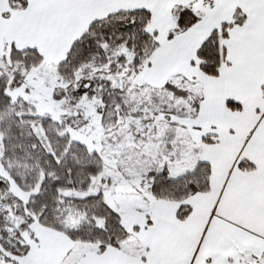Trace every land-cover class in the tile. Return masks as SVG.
<instances>
[{
	"label": "snow or ice",
	"instance_id": "obj_1",
	"mask_svg": "<svg viewBox=\"0 0 264 264\" xmlns=\"http://www.w3.org/2000/svg\"><path fill=\"white\" fill-rule=\"evenodd\" d=\"M0 264H264V0H0Z\"/></svg>",
	"mask_w": 264,
	"mask_h": 264
}]
</instances>
